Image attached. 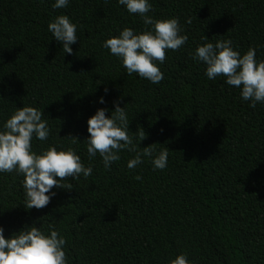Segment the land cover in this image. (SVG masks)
Returning <instances> with one entry per match:
<instances>
[{
    "label": "trees",
    "instance_id": "obj_1",
    "mask_svg": "<svg viewBox=\"0 0 264 264\" xmlns=\"http://www.w3.org/2000/svg\"><path fill=\"white\" fill-rule=\"evenodd\" d=\"M150 2L149 15L179 18L188 36L166 52L159 84L127 75L102 47L123 27H146L116 0H70L62 9L54 0H0V123L23 104L44 108L51 134L33 149L71 146L93 167L87 179L64 181L71 190L54 188L39 210L24 208L22 176L0 174L5 238L51 223L65 237L68 264H169L182 252L196 264H264V104L250 107L240 89L223 76L208 80L192 59L198 44L231 39L264 60V0ZM58 15L77 24L71 55L47 31ZM117 99L128 103L129 129L146 133L140 147L168 148L164 170L147 159L128 169L134 154L126 151L109 170L99 155L89 161L87 119ZM69 135L81 141L72 145Z\"/></svg>",
    "mask_w": 264,
    "mask_h": 264
},
{
    "label": "clouds",
    "instance_id": "obj_2",
    "mask_svg": "<svg viewBox=\"0 0 264 264\" xmlns=\"http://www.w3.org/2000/svg\"><path fill=\"white\" fill-rule=\"evenodd\" d=\"M116 3L130 15L139 16L146 27L142 31L123 27L118 35L107 38L102 47L117 58L127 75L135 73L141 79L159 84L164 78L160 65L165 61L166 52L179 50L188 41V36L182 34L179 18L156 19L149 15L152 11L150 0H116ZM69 4L70 0H54L52 7L62 9ZM47 31L62 45L64 54L73 53L71 45L78 41L77 24L69 16H56L48 23ZM256 53L257 48L249 47L241 54L231 39H220L198 44L192 59L205 65L204 75L208 80L223 76L224 82L240 89L241 99L250 102V107L254 108L258 103L264 104V60H258ZM104 92L106 95L108 89L105 88ZM97 102L106 104L104 96H100ZM112 103L111 110L97 108L87 119L88 136L83 141L89 161L99 155L104 169L109 170L126 151L134 154L127 161L128 169H135L147 159L154 171L164 170L168 164V148L157 151L155 143L140 147L146 133L142 128L136 132L129 129L128 103L123 107L119 99ZM49 120L44 108L23 104L0 123V174L15 172L23 177V206L28 210L46 207L56 195L54 188L71 190L72 184L64 183L67 179L75 180L81 176L87 179L93 172L91 163L86 166L71 146L65 148L60 144H50L39 152L33 149V140L44 142L49 139ZM67 138L72 145L81 141L76 136ZM135 179L140 180L141 177L137 175ZM4 231L0 226V264H68L65 237L53 224L49 223L45 230L34 222L8 238H5ZM169 264L196 262L182 252L170 259Z\"/></svg>",
    "mask_w": 264,
    "mask_h": 264
}]
</instances>
